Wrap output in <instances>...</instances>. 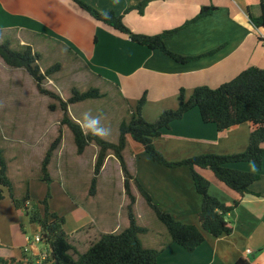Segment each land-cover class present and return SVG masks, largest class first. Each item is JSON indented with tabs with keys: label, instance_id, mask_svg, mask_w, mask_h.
I'll use <instances>...</instances> for the list:
<instances>
[{
	"label": "crops",
	"instance_id": "0c3cea01",
	"mask_svg": "<svg viewBox=\"0 0 264 264\" xmlns=\"http://www.w3.org/2000/svg\"><path fill=\"white\" fill-rule=\"evenodd\" d=\"M81 1L101 12L114 11L133 32L144 35L179 29L197 18L203 7L213 6L217 10L166 38L170 51L199 57L188 63L176 62L160 50L133 42L129 36L93 18L74 0H0V41L7 42L5 36L15 37L20 45L31 46L35 52L34 39L49 38L72 52L93 77L97 75L98 80L117 89L132 112L145 94L143 116L149 122L156 121L166 110L177 109L182 90L190 97L198 87L218 88L250 67L264 68V29L257 28L251 19L263 14L259 0H152L143 14L129 11L142 0ZM253 129L251 123H244L220 132L215 124L204 123L200 110L193 108L165 128L153 143L168 162L175 163L203 154L242 153L249 145ZM142 152L141 149L138 154L132 152L134 163L131 164L135 166V178L152 197L154 205L184 224L201 227L199 213L203 199L194 186L191 169L167 167L149 155L152 161L140 162L137 155ZM111 158L115 157L106 160L101 175ZM119 166L122 170L120 162ZM227 167L261 176L251 186L252 193L241 198L240 204L228 214L233 232L219 238L206 235L204 243L194 252L170 243L169 237L157 248H164L158 264H235L240 258L252 264H264V160L261 168L254 162L231 163ZM196 171L210 181V195L221 202L231 205L240 198L210 170L196 168ZM136 190L135 206L140 194ZM152 190L158 193L159 200L156 201ZM29 193L33 198L31 186ZM20 211L9 197L0 202V257L29 264L44 246L27 245L26 236L30 233L21 224ZM88 225L89 222H83L74 231ZM9 227L11 244L8 245L4 244V237L6 234L8 239ZM143 228L146 230L143 234H147L149 230ZM35 232L40 234V227ZM111 232L114 231L103 233Z\"/></svg>",
	"mask_w": 264,
	"mask_h": 264
},
{
	"label": "trees",
	"instance_id": "16d2710c",
	"mask_svg": "<svg viewBox=\"0 0 264 264\" xmlns=\"http://www.w3.org/2000/svg\"><path fill=\"white\" fill-rule=\"evenodd\" d=\"M74 1L93 18L129 36L133 42L146 46L151 50H160L166 56L179 63H188L197 60L199 57H185L170 51L166 46V38L188 24L207 17L217 10L213 6L203 7L197 18L189 21L179 29L165 31L158 35H144L133 32L125 24L123 17L114 11L101 12L81 0ZM151 1L142 0L137 6L130 8L129 11L138 10L140 14H143ZM259 1L262 4L263 14L258 18L251 17V19L257 28L264 29V0ZM24 47H26L25 51L20 53L11 50L7 44H0V58L12 69L25 70L35 81L40 94L59 102V108L64 115L60 133L52 142L43 160L42 173L44 177L42 179L46 181L51 179L48 168L54 154L62 143V127H66L73 136L78 155H83L91 144H95L99 149L94 169L95 179L91 190L95 189L96 180L106 160L114 156L121 164L125 176V191L129 199L127 206L129 226L121 232L102 233L99 240L92 243L87 252L79 254L73 251L77 256L75 258L74 254H71L74 249L64 228L66 224L65 216L51 212L47 198L41 202L44 206V212H41L37 206L39 203L36 204L35 201H32L30 193H27L20 201L16 200L11 194L15 207L18 210L25 211L30 223L36 224L41 228L42 235L50 244L51 257L47 264H158L159 256L164 248L145 249L138 237L146 230L137 223L134 212L137 197L133 192L132 181H134V186L138 189L140 195L166 226L170 235V243L179 244L188 252H194L204 243L206 235L219 238L230 235L233 232V226L227 216L240 204L241 198L252 193L251 186L260 180L261 176L257 173L231 169L227 165L239 162H254L259 168L263 166L264 68L250 67L218 88L198 87L190 97H187L185 91L182 90L179 95L178 108L166 110L154 122L147 121L143 116V109L147 101L146 95H144L134 108L130 121L121 126L118 142L111 143L92 132L85 133L81 124L75 121L69 113L70 105L97 97V92L92 90L87 93H79L74 90L72 97L68 100H63L57 93L43 87L44 81L59 66L42 72L38 64L39 54L34 53L31 46ZM56 108V104L51 105V109L56 110ZM193 108L200 110L204 123L215 124L220 132L244 123H251L254 129L250 135L247 149L242 153L227 155L203 154L180 162H168L163 154L156 149L153 139L161 136L165 128H169L173 121L182 119ZM130 138L141 144L145 152L155 162L167 167L188 166L191 169L194 186L203 199L199 213L201 227L184 224L176 220L170 213L162 211L154 205L152 197L143 189L138 179L135 178L129 169L126 152L131 151L129 146ZM196 168L210 170L219 182L237 192L240 198L233 204L228 205L210 195V181L199 174ZM8 189H10V183L7 178L6 165L0 156V202L7 197ZM0 264H20V262L15 258L5 259L0 257ZM235 264L252 263L245 258H240Z\"/></svg>",
	"mask_w": 264,
	"mask_h": 264
},
{
	"label": "rangeland",
	"instance_id": "374dc122",
	"mask_svg": "<svg viewBox=\"0 0 264 264\" xmlns=\"http://www.w3.org/2000/svg\"><path fill=\"white\" fill-rule=\"evenodd\" d=\"M3 39L8 40L0 41V44H7L11 50L20 53L25 51V45H20L15 37L5 36ZM33 46L39 54L38 64L42 72L59 66L44 81L43 87L57 93L63 100L72 97L74 90L79 93L95 90L97 97L69 106L70 116L75 121L79 120L85 133L92 132L104 140L117 143L121 126L131 119L132 107L127 100L113 86L98 80L99 76L93 77L88 67L78 61L72 52L59 47L49 38L34 39ZM52 104L57 105L56 110L51 109ZM63 117L59 102L40 94L35 81L25 70L12 69L0 59V156L6 165L10 183L6 195L11 199L13 194L20 201L29 193L31 186L32 200L39 203L37 206L41 212H44L41 202L47 198L50 211L66 218L64 228L74 249L71 254L76 258L75 252H87L91 244L99 240V233L121 232L129 226V199L124 193V176L116 158L109 160L107 170L98 176L95 189L91 190L99 149L91 144L83 155H78L73 136L66 127H62V144L48 168L51 179H42L43 160L60 133ZM129 146L136 154L140 149L143 151L137 155L140 162L143 159L152 161L142 145L131 138ZM131 151L126 152V159L131 173L136 176L135 166L131 164L134 163ZM135 164L138 168L136 159ZM132 184L136 193L134 181ZM152 191L156 201L159 200L158 193ZM20 212L21 224L25 225L30 235L35 236L39 226L30 223L24 210ZM134 212L138 225L149 230L147 234L138 236L142 246L145 249L159 248L170 235L140 194ZM83 222L90 225L74 231ZM40 232L42 235L41 228ZM2 234H5L3 230ZM4 238V244H11L10 227L8 239L6 234ZM37 259V256L34 257L29 264H37Z\"/></svg>",
	"mask_w": 264,
	"mask_h": 264
},
{
	"label": "built area",
	"instance_id": "2783aa9c",
	"mask_svg": "<svg viewBox=\"0 0 264 264\" xmlns=\"http://www.w3.org/2000/svg\"><path fill=\"white\" fill-rule=\"evenodd\" d=\"M26 242L29 246L35 244H42L44 246V250L37 253V264H47V261L51 257V251L50 244L47 242L46 238L40 234H35V236L27 235Z\"/></svg>",
	"mask_w": 264,
	"mask_h": 264
},
{
	"label": "clouds",
	"instance_id": "9594fccd",
	"mask_svg": "<svg viewBox=\"0 0 264 264\" xmlns=\"http://www.w3.org/2000/svg\"><path fill=\"white\" fill-rule=\"evenodd\" d=\"M97 120H98V118H97ZM97 121H93V123H96ZM91 131V130H90Z\"/></svg>",
	"mask_w": 264,
	"mask_h": 264
}]
</instances>
